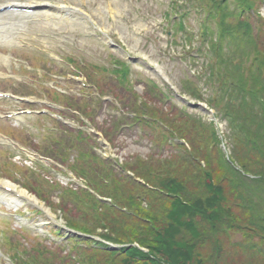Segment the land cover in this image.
<instances>
[{
	"label": "rangeland",
	"instance_id": "1",
	"mask_svg": "<svg viewBox=\"0 0 264 264\" xmlns=\"http://www.w3.org/2000/svg\"><path fill=\"white\" fill-rule=\"evenodd\" d=\"M8 1L0 0V3ZM83 1L84 3H80V0H45L51 5L75 6L78 3L85 13L93 15L95 19L93 23L83 15L77 14L87 23L86 32L77 26L65 27L54 32L34 31L30 28L28 35L21 39V46L12 52L9 64H0V92L25 95L33 100H45L47 91L42 86H50L60 89L67 95L64 98L58 96L63 105V110L60 111V119L67 124H62L59 120L56 125L44 123L43 126L35 119L36 116L25 115L23 129L20 130L6 119L0 121L2 132L8 133L16 138L19 143L28 146L37 153L39 152L42 156L38 172H32L30 169L21 166L22 161L16 162L18 160H15L8 150L1 151L0 178L4 180L9 178V181L15 186L22 188L28 195L36 198L39 205L41 203L49 210L51 219L60 223L67 222L65 219L67 214L65 215L63 211L60 212V209L56 207L50 208L45 202L56 204L63 198L66 202L70 201L71 205H76L75 199L68 195L69 191L70 193L78 192L71 183L76 179L73 177L76 175L73 174L74 170L68 168V164L79 161V159H74V156L85 152L88 145H93L102 155L107 154L112 159H117L119 164L124 163L126 165L129 163L133 165L137 161L158 163L165 159L176 158L178 152L181 153L182 151V148L179 147L180 144H183L187 151L190 150L181 136L177 139L174 138L177 136L176 132L173 131L175 134L171 135L168 133V126L163 121L166 116L171 118L169 122L173 126V130L176 126L172 123L173 118L179 114H186L189 117L209 123L208 115L204 113L189 109H182L184 113H181L180 107L177 109L169 103L162 104V94L158 93L157 90H154V93L148 91L143 93L146 81L148 83L157 82V79L151 73L143 70L140 65L130 62L128 63L131 74L128 75L126 73V60L115 48L103 41L104 33L108 39L110 38L113 43L130 56L140 58L151 66L155 63L159 65L166 79L177 92L188 99L205 103L208 99L218 95L217 85H220V81H215V77L226 72L229 73L230 70L234 69V65H240V68L247 69L246 64L248 63L252 70L255 68L256 62L250 60L253 50L250 51L248 57H239V52L236 50L239 49L241 52L245 48L250 50L254 43L258 50L264 53V0H244L250 7L242 5L245 6L243 8L235 4L234 0H227V3L224 4L227 7L225 11H228V14L233 11L239 16L242 13L240 19L237 16L238 20H242L248 25L238 27L237 18L227 16L225 21L230 26L237 27L238 37L231 39L230 36L226 35V39L222 43L223 47L218 54L212 44L218 41V36L215 33L218 29L216 17L219 16V13L213 11L210 14V9L213 8L212 3L201 5L194 0H120L122 6L125 7V13L107 15L105 9L102 8L103 0ZM98 11L101 12V17L96 16ZM101 23H104L106 29L99 27ZM28 25L30 26L31 23ZM120 26L122 32L119 29ZM5 49L2 48L0 51L8 55L9 52ZM14 56H16V60ZM40 57L52 60L54 65L44 64ZM62 58L65 60L73 59L77 65H82L78 76L74 77L75 82H69L63 78L66 73L65 70L72 67L65 66L64 63H61L62 66H60L56 59ZM231 60H233V64ZM73 62L72 64L77 66ZM116 65L123 66L122 73L125 76L119 77V81L108 80L106 75L117 73L114 71ZM211 75L215 82L210 78ZM93 84H96L99 91L103 93L99 94ZM196 90L201 91L200 99H197L198 92ZM80 95L87 97L89 101L86 102L82 97H79ZM112 95L118 97L122 106L131 109L136 108L133 103L136 95L141 97L142 100H136V102L142 101V104L145 105L142 112L145 113L149 108V116L151 113L153 118H158L159 122L162 119L164 125L156 122L153 124L146 120L143 127L145 129L147 127L149 132L144 136L145 140L135 137L132 131L118 132L113 126L114 119L110 118L117 111L112 110L107 104L100 105L97 100V98L108 96L112 98ZM216 98V101L219 102L220 98ZM9 102L11 101H0V111L12 107ZM19 104L21 105L17 108L21 110L27 107L25 102ZM91 106H95L96 109L92 110ZM72 108H77L82 113L75 112ZM30 109H36V107ZM150 118L152 117L150 116ZM216 124L217 127L215 125L214 127L217 133L219 129L222 140H218L217 145L213 142L215 148L212 153L218 148L223 151L225 146L226 153L229 154L232 145L231 148L229 144L227 145V141L230 143L231 135L228 123H226V119H221L217 120ZM49 125L55 126L54 134H47V131H43L44 127ZM49 130H51L50 127ZM70 130L80 131L82 133L79 134L81 139L71 140ZM92 130L102 136V140L108 144V147L100 144V139L98 140V137L90 132ZM42 131L43 136L41 135ZM87 133L92 136L87 135ZM182 136H184L183 132ZM172 139L176 142V146L169 144ZM193 142H198V140L194 139ZM204 154L207 153L203 149V157L200 161L202 163L207 162ZM45 155L54 156L65 166L58 163V165H52L50 159ZM231 166L240 170L237 165L231 164ZM163 172L166 171L163 170ZM167 174L168 176L172 175L169 171ZM255 195L259 200L264 198V192L261 189L255 191ZM109 198L111 199L110 196ZM76 200L78 201L77 209L83 211L87 207L86 201L79 198ZM262 201L264 202V199ZM17 214L21 216L19 223L10 217H0V264L11 263L10 257L19 252L21 257H25L26 253L31 254L37 243L46 244V238L56 239L61 233L57 234L53 229L51 231L52 227L49 223L42 225L46 222L44 214L33 206L23 205ZM4 229H6V233L2 232ZM231 238L232 240L229 237L231 242L223 243L224 248L226 247L224 264H229L231 261L232 242L243 238V233L234 232ZM60 253L63 255L67 253L69 256L74 254L68 246H60V252L57 254ZM48 255L51 256V254ZM54 256L53 250L52 257Z\"/></svg>",
	"mask_w": 264,
	"mask_h": 264
},
{
	"label": "trees",
	"instance_id": "2",
	"mask_svg": "<svg viewBox=\"0 0 264 264\" xmlns=\"http://www.w3.org/2000/svg\"><path fill=\"white\" fill-rule=\"evenodd\" d=\"M194 1L201 5L212 3L210 14L213 11L219 13L216 19L220 37L212 44L218 54L226 35L231 39L238 37L237 27L230 26L225 18L232 16L238 20L242 13L240 16L233 11L228 14L224 6L227 0ZM234 2L242 8L249 6L244 0ZM237 24L238 27L248 25L242 20ZM253 44L250 50L245 48L236 52L239 57H248L253 50L250 60L256 62L255 68L252 70L248 63L247 69L234 65L229 73L218 75L214 80L220 81L216 96L220 100L217 102L216 97L207 100L216 117L226 119L228 123L231 135L227 145L230 148L232 145L228 158L223 156L221 148L212 153L219 143L213 123L179 114L173 118L172 123L176 125L173 130L171 118L166 116L168 120L163 121L168 126V133L176 132L190 150L180 144L182 151L176 158L123 165L124 170H129L144 183L126 177L85 150L75 157L79 161L71 163L70 168L85 177L98 194L110 196V206L97 202L80 189L69 191L68 195L75 199L77 207L76 199L86 201L87 207L83 211L63 198L56 204L45 202L50 208L56 207L67 214L65 219L72 229L98 235L114 244L135 243L137 246L130 245L113 252L102 246L75 244L70 246L74 254L69 256L57 254L60 246L37 243L31 254L26 253L25 257L16 254V263L224 264L226 247L223 243L231 242L229 237L232 240V234L240 232L243 238L232 242L229 264H264V198L259 200L255 195L259 189L264 192V53ZM196 96L199 97V93ZM144 115L153 118L151 113L149 116V108ZM163 121L160 119L164 125ZM194 139L198 142L194 143ZM203 149L207 153L204 154L207 162L202 165Z\"/></svg>",
	"mask_w": 264,
	"mask_h": 264
},
{
	"label": "bare ground",
	"instance_id": "3",
	"mask_svg": "<svg viewBox=\"0 0 264 264\" xmlns=\"http://www.w3.org/2000/svg\"><path fill=\"white\" fill-rule=\"evenodd\" d=\"M122 1L120 0H108V1H102V8H104L107 12V15H119L124 14L125 7L121 4ZM80 3H84L83 0H80ZM11 6H20L18 3L13 2L10 4ZM21 7H24L26 9H29L30 15L28 13H25L26 19H30L31 16H33L34 20L31 21V30L34 31L38 30H45L47 32H54V31H60L61 29L65 27H69L67 24L73 26L74 24L70 23L69 19H75L78 17L76 12H80V14L84 13V10L79 6V4H75V6H50L48 5L45 0L41 1H31L26 2L25 4L21 5ZM65 7H68L70 9H67ZM73 9V10H72ZM1 10V9H0ZM94 12V11H93ZM3 15L6 16L3 17L0 15V40H4V43H10L12 40L16 41L18 40L19 36L21 35L22 31H28L30 26H28V21L24 20V15L22 12L17 13H3ZM87 16L89 20H93V23L95 19L93 18V15L84 14ZM96 16L101 17V12L98 11ZM106 17V16H105ZM92 18V19H91ZM78 24L76 25L78 28L85 30L84 28V20H79L78 18ZM79 25V26H78ZM101 29H106V26L104 23H101L99 25ZM122 27L120 26L119 29L122 32ZM42 31V32H43ZM5 57H2L4 59ZM1 59V58H0ZM156 67L155 72H159L162 77L163 71H161V68L156 63L154 64ZM7 189H9L8 193L6 192ZM0 196L6 200V203L8 205H11L10 207H16L21 202L24 205L36 204V198L31 197L28 195L25 190L22 188L15 186L14 184L10 182H3L0 180Z\"/></svg>",
	"mask_w": 264,
	"mask_h": 264
},
{
	"label": "water",
	"instance_id": "4",
	"mask_svg": "<svg viewBox=\"0 0 264 264\" xmlns=\"http://www.w3.org/2000/svg\"><path fill=\"white\" fill-rule=\"evenodd\" d=\"M176 98L177 99H179V100H181V101H183L184 103H186L188 106H190L191 108H197L198 110H200V111H203L204 113H207L208 115H210V116H212L213 115V113L211 112V110H209L207 107H206V105L205 104H203V103H193V102H191V101H186L183 97H181L180 95H176ZM211 118H213V116L211 117ZM109 248L110 249H115V250H117V248H118V246H116V245H110L109 246Z\"/></svg>",
	"mask_w": 264,
	"mask_h": 264
}]
</instances>
